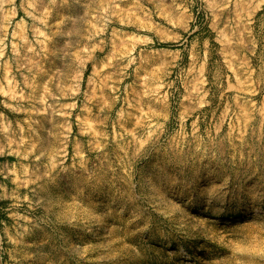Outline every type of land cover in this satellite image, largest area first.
<instances>
[{
    "label": "rangeland",
    "instance_id": "1",
    "mask_svg": "<svg viewBox=\"0 0 264 264\" xmlns=\"http://www.w3.org/2000/svg\"><path fill=\"white\" fill-rule=\"evenodd\" d=\"M0 264H264V0H0Z\"/></svg>",
    "mask_w": 264,
    "mask_h": 264
},
{
    "label": "bare ground",
    "instance_id": "2",
    "mask_svg": "<svg viewBox=\"0 0 264 264\" xmlns=\"http://www.w3.org/2000/svg\"><path fill=\"white\" fill-rule=\"evenodd\" d=\"M242 211H243V210H242ZM247 211H248V210H247ZM256 212H257V211H256ZM256 212H255V213H256ZM243 214H244V213H243ZM223 220H224V219H223Z\"/></svg>",
    "mask_w": 264,
    "mask_h": 264
}]
</instances>
